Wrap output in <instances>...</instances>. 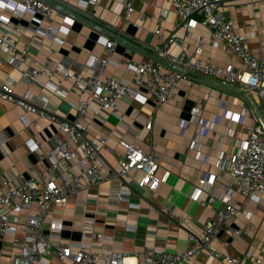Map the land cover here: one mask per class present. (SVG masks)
<instances>
[{"label":"crops","instance_id":"obj_1","mask_svg":"<svg viewBox=\"0 0 264 264\" xmlns=\"http://www.w3.org/2000/svg\"><path fill=\"white\" fill-rule=\"evenodd\" d=\"M122 1L125 0H61L55 9L52 35L35 32L47 27V21L38 24L31 13L20 15L10 6H0V36L8 33L17 48H27L26 56L15 68L10 51L0 47V85L12 79L18 96L28 94L39 107L48 102V111H54L58 118L73 119L77 116L75 107L85 96L75 91L72 80L61 81L55 91L49 82L57 83L58 76H40L37 83L27 85L23 70L37 63L45 64L48 58L58 61L67 56L73 60L72 70L86 75L84 62L88 54L105 56L106 39H116L117 44L104 76L129 79L131 75L125 69L131 61H157L163 50L176 59L192 55L226 71H244L240 58L228 45L214 43L207 28L178 27L181 17L170 0H133L129 22H124V10L118 6ZM224 11L238 33L248 38L250 51L264 56V0H231L224 5ZM15 25L20 27L19 32L14 30ZM116 33L119 36H114ZM158 34L163 38L158 39ZM133 88L146 100L123 97L115 110L99 108L97 114L91 110L86 120L87 136L107 139V148L102 152L104 172L118 168L120 137L146 152L153 150L158 162L157 175L162 179L157 190L150 193L129 176L81 190L70 195L66 205L52 207L54 218L62 225L56 228L47 219L45 231L61 243H92L96 251L112 249L126 253L131 260L138 259L140 264H148L145 253L164 248L184 249L192 245L188 241L190 233L200 236L213 212L192 195L199 179L214 176L216 187L233 189L230 203L237 209L232 219L219 227L214 240L220 257L208 260L206 252L197 246L193 259L181 264H226L227 257H238L241 264H256L261 259L260 264H264V192L258 201L245 196L218 166L222 155L236 153L259 125L260 113L254 97L239 84L225 85L217 78L190 77L181 81L170 99L156 109L147 87ZM24 116L29 121L27 125L22 120ZM149 122L151 128L147 127ZM28 138L40 143V150L31 151L25 144ZM65 138L56 121L0 99V193L4 190L2 181L7 179L11 183L15 173L44 172L50 159L41 154L58 139ZM71 162L78 170L77 161ZM119 189H129L131 194L119 200L111 197L110 193ZM207 194L204 191L201 197L206 198ZM129 203L139 207H131ZM160 204L163 207L157 208ZM169 206L171 210L166 208ZM16 214L23 220L27 211ZM179 215L186 217L185 224L178 222ZM86 222L92 228L87 227L83 235ZM230 223L241 233L228 231ZM93 231L104 233L106 238L95 239ZM22 238L20 230L0 237V264H13ZM45 262L73 264L70 259L61 261L54 253L47 255Z\"/></svg>","mask_w":264,"mask_h":264},{"label":"built area","instance_id":"obj_2","mask_svg":"<svg viewBox=\"0 0 264 264\" xmlns=\"http://www.w3.org/2000/svg\"><path fill=\"white\" fill-rule=\"evenodd\" d=\"M132 1L125 0L118 5L124 10V22H129V16L133 11ZM170 1L174 11L181 17L178 27L188 30L199 25L207 28L210 39L214 43L221 42L228 45L245 66L244 71L235 73L231 69L226 71L222 67L192 55H187L184 59H176L166 50H163L160 55L161 58L202 77L217 78L225 85L239 84L247 94L254 97L260 113L259 125L250 132L236 153L222 155L218 166L238 185L242 194L258 201L264 192V56H256L250 51L248 38L238 33L233 20L225 14L224 5L231 0ZM0 6H10L20 15L31 13L38 24L44 20L47 21V27L35 32L52 35V23L56 10L46 2L0 0ZM14 30L19 32L20 27L15 25ZM157 38L162 39L163 36L158 34ZM116 44V39H106L103 41L105 56L88 54L84 62L86 75L74 72L73 60L67 56L61 57L58 61L48 58L45 64L37 63L35 67L23 70V78L27 85L37 83L40 76L49 78L58 76L57 83L49 82L55 91L58 90L57 84L61 81L72 80L75 91L80 96H85L75 107L77 116L73 119L58 118L54 111H48V102H44L39 107L28 94L18 96L14 91L15 83L12 79H6L0 85V99L10 101L38 117L56 121L60 131L66 134L65 139H58L51 149L41 154L42 157L50 159L44 172L30 175L18 172L13 175L11 183L7 179L2 181L4 190L0 193V237L19 230L23 234L22 245L13 264H46L45 257L51 253L56 254L61 261L70 259L73 264H140L138 259L131 260L124 252L112 249L96 251L92 243H61L52 239L44 227L45 220L49 219L54 227L60 228L62 223L54 218L52 207L57 204L66 205L69 196L81 190L88 191L114 178L121 179L129 176L150 193H154L162 181L157 175L158 162L155 152L153 150L146 152L123 137L119 140L121 153L118 168L104 172L101 168L102 152L107 148V139L105 137L89 138L86 120L91 110L96 114L99 108L115 110L123 97L141 98L145 101L146 97L133 88L139 86H145L150 90L155 99L156 109H159L170 99L180 82L190 79L191 76L158 60L131 61L125 69L131 75L129 79L104 76V70L111 63V54ZM0 47L10 51L11 64L18 68L23 57L26 56L27 48H17L8 33L0 36ZM22 120L26 125L29 123L25 116ZM151 125L152 123L149 122L147 127L151 128ZM25 144L31 151L40 150L41 144L32 138H28ZM71 161H77L78 170ZM214 180V176L199 179L198 186L192 195L194 200L209 206L213 212V215L205 222L200 236L190 233L188 241L192 245L184 249L164 248L145 253L148 264H181L184 261H191L198 251L197 246L206 252L208 260L220 257L215 249L214 240L218 235L219 227L231 220L237 209L230 203L233 189L229 186L216 187ZM204 191L208 193L206 198L201 197ZM130 194L129 189H119L110 193L111 197L118 200L128 198ZM218 204H225L226 207L222 208ZM129 205L139 207L134 203ZM162 207L161 204L157 205V208ZM166 208L171 210L172 207ZM22 210L27 211L23 220L16 214ZM178 222L185 224L186 217L179 215ZM87 227L92 228L90 222L83 225V235ZM227 230L235 234L241 233V230L231 223L227 224ZM93 236L95 239L106 238L102 232H94ZM246 256L250 257V253H246ZM225 263L241 264V259L227 257ZM260 263L261 259H257L256 264Z\"/></svg>","mask_w":264,"mask_h":264},{"label":"water","instance_id":"obj_3","mask_svg":"<svg viewBox=\"0 0 264 264\" xmlns=\"http://www.w3.org/2000/svg\"><path fill=\"white\" fill-rule=\"evenodd\" d=\"M42 1H44L47 4L51 5L54 9L58 8V4L57 3L61 2V0H42ZM116 35L119 36V34H117V33L114 36H116ZM157 60L165 62V63L169 64L170 66L174 67L175 69H177L179 71H182V72H185L186 74H188L191 77H194V78H197V79H204V77H202V76H200L198 74L192 73L190 71H187L183 67H181L180 65H178L176 63H173V62H169L168 60H166L164 58H161V57L158 56Z\"/></svg>","mask_w":264,"mask_h":264}]
</instances>
